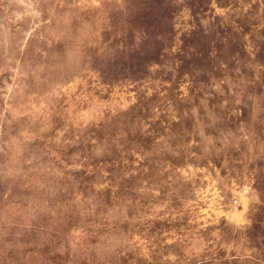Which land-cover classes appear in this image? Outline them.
Wrapping results in <instances>:
<instances>
[{
	"label": "rangeland",
	"instance_id": "374dc122",
	"mask_svg": "<svg viewBox=\"0 0 264 264\" xmlns=\"http://www.w3.org/2000/svg\"><path fill=\"white\" fill-rule=\"evenodd\" d=\"M0 264H264V0H0Z\"/></svg>",
	"mask_w": 264,
	"mask_h": 264
}]
</instances>
